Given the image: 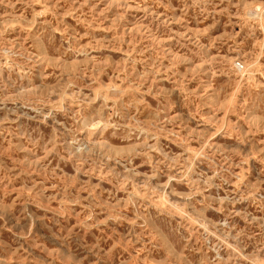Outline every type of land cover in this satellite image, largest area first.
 Instances as JSON below:
<instances>
[{
    "label": "rangeland",
    "instance_id": "374dc122",
    "mask_svg": "<svg viewBox=\"0 0 264 264\" xmlns=\"http://www.w3.org/2000/svg\"><path fill=\"white\" fill-rule=\"evenodd\" d=\"M0 264H264V0H0Z\"/></svg>",
    "mask_w": 264,
    "mask_h": 264
}]
</instances>
